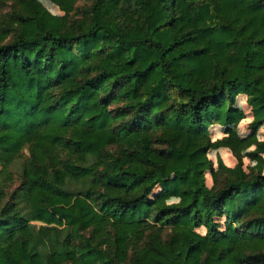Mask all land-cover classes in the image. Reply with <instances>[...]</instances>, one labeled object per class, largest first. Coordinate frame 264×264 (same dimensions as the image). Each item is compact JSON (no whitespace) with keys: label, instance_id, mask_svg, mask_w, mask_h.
I'll return each mask as SVG.
<instances>
[{"label":"trees","instance_id":"1","mask_svg":"<svg viewBox=\"0 0 264 264\" xmlns=\"http://www.w3.org/2000/svg\"><path fill=\"white\" fill-rule=\"evenodd\" d=\"M50 1L0 20V264H264V140L210 130L264 125V0Z\"/></svg>","mask_w":264,"mask_h":264},{"label":"rangeland","instance_id":"2","mask_svg":"<svg viewBox=\"0 0 264 264\" xmlns=\"http://www.w3.org/2000/svg\"><path fill=\"white\" fill-rule=\"evenodd\" d=\"M15 0H0V20L5 18L7 13L11 10V6L14 3ZM44 6L51 10L53 14L56 15H63L64 13L60 11L59 7L55 5L50 0H40ZM82 4V3H79ZM236 113L234 114L233 120L228 125H221V124H215L213 127L210 128L212 133V138L214 140L220 139V138H227L232 137L233 132H237L241 137H249L250 142L257 139V140H264V125L257 131L253 132L249 128V124L252 121L253 117L251 114V108L246 103L245 96L238 97L237 103L235 105ZM254 148L253 144L250 143L247 149ZM264 156V154H263ZM30 157V150L29 146L25 147L22 152L17 156L16 161L7 166L8 172L11 173V175H14V180L11 182V186L8 189L9 193L17 188L21 184V169L23 163ZM209 157L213 160L214 165L218 166L219 158L223 160V162L227 166H235L237 163V159L234 156V153L226 148V149H217L213 148L212 151L209 153ZM244 163L245 167L248 169L249 165L253 166L255 165V161H253L250 157L245 156L244 157ZM3 168L2 165H0V170ZM207 182L209 185H212V178L210 174L207 175ZM12 187V188H11ZM174 201V199L170 200V202ZM37 226L42 225L40 222H36ZM202 233H204L206 230L202 229L200 230Z\"/></svg>","mask_w":264,"mask_h":264}]
</instances>
